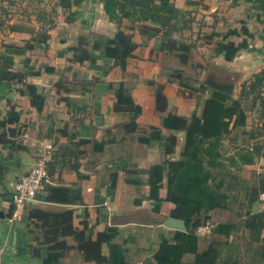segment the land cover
Instances as JSON below:
<instances>
[{"label":"crops","instance_id":"1","mask_svg":"<svg viewBox=\"0 0 264 264\" xmlns=\"http://www.w3.org/2000/svg\"><path fill=\"white\" fill-rule=\"evenodd\" d=\"M128 1L59 0L63 7H59L61 15L49 32L50 39L45 45L34 44L33 49L26 46L31 43L29 34L0 25V70L4 63H13L10 71L30 74L27 83L44 97L43 107L37 111L26 93L17 92L21 85L7 81L0 72V121L9 104L19 115L17 123L0 127V264H42V257L31 255L35 242L28 227L29 209L24 206L16 218L11 212L16 178L34 166L47 146L52 147L47 183L69 188L72 198L67 205L46 204L37 198L29 206L71 210L73 226L84 241L92 243L106 234L108 242L101 244L106 264H151L161 240H170L177 231L165 228L163 222L197 212L185 209L192 201L190 188L185 187L183 198H177L175 176L168 174L166 164L161 173L151 167L166 160L179 161L198 140V132L189 126L193 116L203 115L212 98L205 81L233 85L228 96L237 100L243 83L264 71V0H171L182 12L174 30L158 22L119 21L117 3ZM119 29L130 34L136 45L123 71L103 52L106 39ZM224 35H229L225 42L240 48L231 61L215 53ZM167 39L191 44L190 54L161 50ZM174 71L182 72L189 89L171 80ZM33 72L37 75H31ZM59 81L64 88H58ZM149 81L163 86L164 112L155 109L154 87ZM120 85L138 110L132 132L127 131V123L133 114L117 105ZM241 103L243 126L234 127L233 118L229 133L218 141H203L199 153L203 169L210 175L208 187L216 184L212 177L223 176L215 193L225 199L206 213L208 223L234 224L230 240L235 244L247 241L243 229L246 214L262 212L258 201L250 204L246 200V190L264 179V112L254 106L252 96ZM219 116L216 110L213 127L219 125ZM151 133L161 140L147 141ZM169 140L173 150L165 155L163 146ZM211 146L212 151L208 150ZM242 153L249 154L252 162H241ZM212 160L222 168L209 166ZM168 188L177 202L167 200ZM207 235L199 237L198 253L212 239L224 241ZM66 242L76 245L72 238ZM195 257L184 254L181 261L191 264ZM60 264L95 262L86 261L74 248Z\"/></svg>","mask_w":264,"mask_h":264},{"label":"trees","instance_id":"2","mask_svg":"<svg viewBox=\"0 0 264 264\" xmlns=\"http://www.w3.org/2000/svg\"><path fill=\"white\" fill-rule=\"evenodd\" d=\"M59 7L62 8L63 6L59 5ZM117 13L119 21L128 19L131 22L139 24L158 22L163 27H169L172 30L176 28V23L182 17V12L173 6L171 0H129L127 3L119 2L117 3ZM39 15L36 21L38 28L27 31L31 36V43L26 45L29 49H33L34 44L45 45L50 39L49 32L55 27L52 19L45 21L44 12ZM10 29L13 32L20 31L14 25H11ZM228 36L224 35L223 39L216 44L215 53L223 55L226 61H231L239 53L240 48L231 42H225ZM135 47L136 45L132 42V36L119 29L112 38L106 39L103 52L105 55L111 57L114 60V65L123 71L126 67L127 59L131 56ZM192 47L191 44L182 41L167 39L162 44L161 50L171 54L188 56ZM95 48L98 49V46ZM12 65L13 63H4L0 72L5 76L7 81L20 84L21 88L17 92L21 95L26 93L31 107L36 108L37 111H41L44 97L41 96L36 86L27 83L26 80L30 74L25 71L11 72L10 68ZM31 75L34 76L37 73L33 72ZM170 78L176 81L178 86L189 89L187 84H185L186 79L182 72L174 71ZM62 84L63 82L59 81L58 88H64ZM149 84L154 87L156 111L164 112L167 107V101L163 94V86L152 81H149ZM200 86L205 87L204 85ZM241 88L242 92L240 98L237 100H232L228 95L212 90V98L205 104L203 115L199 118L193 116L189 126V128H194L198 132V140L179 161L172 162L166 160L161 165L151 167V169L161 173L163 165L166 164L168 166V174L173 173L175 176L174 182L177 198L182 199L183 189L185 187L190 188L192 201L190 204H186L185 209L197 211L191 216L186 214L181 217L186 226L185 232L174 231L170 240H161L157 251L152 256L151 264H183L181 258L184 254L188 253L195 254L196 256L194 262L191 264H264V211L246 214L243 223V229L248 234L246 242L235 244L230 239L236 226L234 224L219 223L213 225L208 235L221 237L224 241L212 239L205 251L198 253L197 250L199 237L202 236L196 235L195 230L197 227L208 222L209 218L206 213L220 206V203L224 202L225 199L224 195L215 193V189H219L222 186L223 180L221 179L223 176L218 174L212 177V181L216 182V184L213 188L207 186L210 175L204 171L203 162L199 159L201 143L206 140L218 141L219 138L226 136L229 133V122L233 118L234 127L243 126L245 111L242 108L241 102L250 96H252L254 106L257 104L260 111L264 112V71L253 75L248 82L243 83ZM116 99L117 105H123L133 114V117L127 123L129 127L127 131L132 132L136 129L134 116L138 114L137 107L134 106L121 85L116 91ZM216 110H219L220 123L218 126L213 127L212 120ZM18 121V113L14 106L9 104L7 113L0 121V127L4 128ZM148 140L160 141L161 138L157 134L151 133ZM170 140L169 145L163 146L165 155L170 154L173 150ZM79 143H82V141ZM98 146L102 147L101 144ZM208 150H214L213 146L209 147ZM239 159L241 162L247 164L252 162L247 153H242ZM212 161L208 162L209 166L222 168L221 163H214V160ZM50 167L49 161L47 163L48 176H50ZM260 193H264V179H259L252 188H247L246 200L250 204L256 202ZM71 198L72 195L69 188L64 186L54 187L45 182L44 192L38 197V200L46 204L67 205ZM167 200L173 203L177 202L171 188H168ZM25 206L29 209L27 215L29 232L33 234L35 242V246L31 248V255L34 258L42 257V264H60L61 258L74 248L84 256L86 261H93L95 264L107 263L101 253V244L108 242L106 234H100L97 240L92 243L88 240L84 241L81 239L82 233L73 226L71 210H50L39 206ZM113 235L114 231L111 230L109 236L112 238ZM68 238L73 239L76 244L75 247L67 244L66 239ZM222 252H224V255L219 257V254ZM245 255L247 257H243Z\"/></svg>","mask_w":264,"mask_h":264},{"label":"built area","instance_id":"3","mask_svg":"<svg viewBox=\"0 0 264 264\" xmlns=\"http://www.w3.org/2000/svg\"><path fill=\"white\" fill-rule=\"evenodd\" d=\"M22 136L26 137V134H23ZM51 151L52 147L47 146L45 152L37 160L34 166L26 174L16 178L12 195V218L18 217L19 212L25 206V201H36L37 198L43 194L45 182H47L48 179L47 163L50 161ZM258 202L261 210L264 211V193L259 194ZM212 227L213 225L207 222L204 225L197 227L195 234L205 236L210 233Z\"/></svg>","mask_w":264,"mask_h":264},{"label":"rangeland","instance_id":"4","mask_svg":"<svg viewBox=\"0 0 264 264\" xmlns=\"http://www.w3.org/2000/svg\"><path fill=\"white\" fill-rule=\"evenodd\" d=\"M59 5V0H0V25H14L19 33L29 34L27 31L38 28L37 17L44 12L45 21L52 19L56 26L61 15Z\"/></svg>","mask_w":264,"mask_h":264},{"label":"water","instance_id":"5","mask_svg":"<svg viewBox=\"0 0 264 264\" xmlns=\"http://www.w3.org/2000/svg\"><path fill=\"white\" fill-rule=\"evenodd\" d=\"M207 87L212 90L222 92L226 95H231L233 92V85L231 84H218L212 80H207L204 82ZM17 147L25 149L24 145H17ZM33 201H25V205H31ZM0 217H2L0 213ZM163 226L167 229L177 230L181 232L186 231V226L182 220H174L172 218L166 219L163 222Z\"/></svg>","mask_w":264,"mask_h":264}]
</instances>
